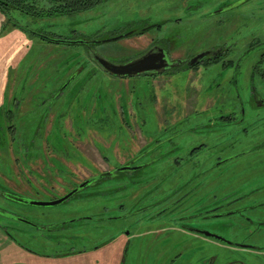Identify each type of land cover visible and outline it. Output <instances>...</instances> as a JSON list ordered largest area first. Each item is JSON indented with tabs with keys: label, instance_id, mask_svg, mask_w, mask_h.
I'll return each instance as SVG.
<instances>
[{
	"label": "rangeland",
	"instance_id": "374dc122",
	"mask_svg": "<svg viewBox=\"0 0 264 264\" xmlns=\"http://www.w3.org/2000/svg\"><path fill=\"white\" fill-rule=\"evenodd\" d=\"M48 1L31 0L30 3L33 2L36 6L34 15L15 9L4 14L0 9V103L3 94L9 99L12 95L29 99V105L25 103L22 107L26 119L20 124L26 128L33 127L18 133V138L26 140V146L33 139L37 141V145H28L31 153L35 152L33 148L39 146L40 141L45 147L50 143L51 147L61 148L60 142L64 139L59 131H65L58 128L63 124L59 118L61 114L70 117L64 121L65 125L74 126V132L66 131L67 141H90L93 151L91 156H95L96 160L94 166L89 167L83 164L70 165L74 170L70 178L65 176L63 166L51 165V169L58 174L41 171L47 178L42 179L40 175V180H37L33 176V181L40 185L39 192L32 186L28 189L22 181H9L12 172L20 168L16 166L15 159L26 156L25 147L14 143L16 139L12 138L13 134L0 127V264H40V252L55 255L72 248L92 247L105 240V215L128 214L132 211L136 212L135 216L131 215L126 220L114 223L124 227L134 223L140 231V241L137 240L138 244L131 251L127 264H151L147 254L153 252L150 243L158 248L160 242H155L154 238L158 240L166 235L171 238L168 255L174 259L182 251L181 246H175L179 234L188 238L201 236L188 233L174 224L166 235L153 233L146 214L155 213L156 209L149 205L161 199L154 191L169 189L177 182L162 180L168 173L174 172L182 173L185 175L182 178L187 177L189 180L181 194L190 192V196L180 209L199 198L198 190H212L213 178L217 179L215 188L219 189L221 203L226 198L223 194L229 188V176L233 167H229L228 162H220L218 157L228 154L230 144L221 143L220 148L226 146V151H223L215 148V143L217 145L221 138L228 141L231 136V128L226 125L234 122L231 114L239 111V103L233 94L241 93L250 102L251 81L245 79L250 70L247 67L257 64L255 74L264 75V67L261 65L264 60V0H103L91 9L51 16L48 14L52 4ZM15 21L19 25H15ZM151 23L163 25L159 28L160 31L141 34L140 28ZM129 28L136 30L128 38L106 41ZM40 32L54 39L63 36L76 42H49L38 36ZM155 39L166 40L173 58H186L214 46H226L227 50L223 57L205 62L189 71L153 78L138 75L128 79L106 74L86 53L85 42L94 40L98 43L95 45L96 52L114 63H121L139 54ZM238 62L241 65L240 72L245 76L240 74L237 88L232 90L234 83L232 78L229 79L231 72H227L226 77L223 73L227 67ZM255 83L259 92L263 93L261 79ZM62 90L64 93L59 96ZM249 102H246V122L254 124L255 130L248 139H255L260 135L259 127L262 126L261 113L258 112L261 109ZM2 109L5 111L6 107L1 108L0 113ZM54 115L57 116L55 120ZM0 116L2 117L1 114ZM1 117L0 124L6 126L8 122ZM53 125L55 129L52 130ZM83 125H88V128H78ZM37 126H40L41 131L39 139L34 138ZM167 129L174 132H166ZM49 132L51 137L47 140ZM174 135H177L174 140L182 147L190 148L204 142L207 148L198 157L172 167L160 160L147 165L145 163L150 159V155H147L136 162L138 169L131 180L125 176L106 179L59 205H32L1 195L2 192L13 189L24 194L19 195L24 200L53 201L68 194L69 187L73 188L96 171L108 168L97 150L103 151L102 143H107L104 153L113 160L112 147L129 150L133 145L130 142H138L134 146L136 150L146 140L165 141ZM238 137L236 139L240 144L244 139ZM68 147L67 153L71 154V145ZM161 151L163 153L164 149L155 152L154 156H159ZM50 161L54 162L52 158ZM121 161L124 162V159ZM37 163V160H32L29 164L36 167ZM258 163L255 161L251 166L255 169L253 171L263 167L262 162ZM45 167L40 168L42 170ZM243 169L241 171L249 172V168ZM192 178L194 179L191 180ZM122 201L125 205L119 208L117 202ZM105 205L109 206V212H105ZM200 205L205 207L207 198ZM228 210L226 207L221 208V212ZM18 217L33 225L19 221ZM164 220L165 218L158 221ZM40 221L55 230L46 228L43 231L46 237H41ZM232 221L233 217L224 216L220 218L221 225L210 230L236 243L251 240L246 229ZM55 223H58L57 227L52 226ZM201 227L208 228L204 225ZM9 233L16 240H11ZM201 239L203 245L210 247L205 248V252L201 254L205 257L216 255V264H228L236 259L237 255L234 254L249 252L245 248L221 241ZM102 252L99 249L93 254L63 257L55 259V262L105 264ZM61 256L63 255H59ZM177 258L181 259L179 255ZM246 264L254 262L246 257Z\"/></svg>",
	"mask_w": 264,
	"mask_h": 264
},
{
	"label": "flooded vegetation",
	"instance_id": "af4514ba",
	"mask_svg": "<svg viewBox=\"0 0 264 264\" xmlns=\"http://www.w3.org/2000/svg\"><path fill=\"white\" fill-rule=\"evenodd\" d=\"M4 13V12H3ZM6 14V13H4ZM15 25H19L18 21H15ZM163 24L161 23H151L148 24L142 28H140L141 34L145 32H153V31H160L159 28ZM161 29V28H160ZM135 28H129L128 30L124 32H119L111 39L118 38L116 40H122L125 38H128L130 35H133ZM40 38L46 39L49 42H58V43H68L71 44L76 41H71L68 38H65L63 36H58L57 39L51 38L48 35L40 32L38 35ZM107 41V40H106ZM109 41V40H108ZM115 41V40H114ZM99 42V41H97ZM103 41H100L102 43ZM79 43V42H78ZM87 45V55L91 58L92 62L95 65H98L96 60L94 59V53H98L95 50L96 41L89 40L88 42H85ZM264 44V42H263ZM163 48L166 53V58L168 59L167 64H170L166 69H164L161 72H147L141 75H145L147 77H157L161 75H169V74H175L180 73L183 71H189L194 68H197L198 66L202 65L205 62H213L221 57L224 56L226 53V46H214L207 50H213L219 52L216 55L209 56L205 59H203L200 63L189 67V57H192L198 53L204 52L200 51L194 55H189L186 58H173L171 56V52L168 46V43L166 40L162 39H155L151 42V44L141 51L139 54L128 58L127 60L121 62V63H127L145 53L150 51L154 48ZM250 48L248 49V51ZM99 54V53H98ZM248 53H246L247 55ZM245 55V56H246ZM102 56V55H101ZM177 61H182L179 63L178 66L173 67L172 64H176ZM241 61V60H240ZM262 67H264V60L262 61ZM99 66V65H98ZM240 62L238 64H235L234 66L227 67L225 69V75L227 72H231V75L229 79H231L234 83V87L232 90H236V86L239 83L240 80V74L243 75V73L240 72ZM100 67V66H99ZM101 68V67H100ZM102 69V68H101ZM249 70V73L243 76H245V79L248 81H251L250 84V102L249 99L247 101L251 103L253 106L259 107L261 110L258 112L261 113V120H262V126L259 128L260 135L256 137L255 139H248L251 135V133H254V124L247 123V106H246V100L241 93H234V97L237 98L239 111L238 113L232 115L231 117H234V122L226 125L227 127H230V135L229 140H220L219 143H215V148L222 149L223 151L226 149V146H222L220 148V144L224 142H228L230 144V151H228V154L224 157L219 156L218 159L220 162H228L229 167H233L232 172L230 174L229 178V188L226 189V193L223 194L224 200L223 203H221L219 189L215 188L217 183V179L213 178L214 182V188L212 190H209L207 192H204V190H198L199 198L194 201L193 203L189 204L187 207L180 209L186 198L190 196V192L182 193V190L186 188L187 182L189 181L186 177L183 179L182 177L185 176L180 172H174V173H168L167 177L163 178L164 181H175L177 182L173 183L169 189L165 190H159L154 191V194L156 196H160L161 199L153 201L151 205H149L150 208H155V213L146 214L149 217L150 228H152L150 231H152L155 234H165L166 232H170L172 230V225H176L180 229H183L184 231L192 234H199L201 238H209L217 241L224 242L226 244L237 246L240 248H245L249 252L247 254L243 253H237L234 255H237L236 259H232L228 264H246V257L253 261L254 264H264V92L261 93L256 87V80L261 79L262 83H260L261 87L264 88V75L259 76L255 74V69H257V64H254L252 67L248 66L247 70ZM103 70V69H102ZM246 70V72H247ZM104 71V70H103ZM106 74L112 75L109 72L104 71ZM264 74V73H263ZM114 76V75H112ZM72 77V76H70ZM117 77V76H116ZM133 77V76H132ZM121 78V77H119ZM128 77H122V79H128ZM246 82V81H245ZM255 83V84H254ZM264 91V90H263ZM64 91L59 94L63 95ZM232 95V96H233ZM28 101V102H27ZM29 105V99L24 97L23 99H20L16 97L15 95H12V97L6 98V95H2L1 97V103H0V109L3 107H6V110H1L2 119H5L6 126L0 124V127H4L6 132L12 133V138L16 141L14 143H17L19 145L23 144L25 147V157L17 158L15 159L16 166H19L20 168L15 169V172L13 171L12 174L9 177V181L16 179L15 181L19 180L22 181L24 184H26L28 187L32 186V188L39 192L40 185L35 183L33 181V176L37 178V180H40V175L43 178H47V175L45 173H42L41 171L46 172V174H58L57 171H53L51 169V165L59 164L61 167L63 166V170L65 171V176L70 178V176L73 175L74 170L71 168L70 165H76V164H83L85 166H94V162L96 160L95 156L93 155L92 151V144L90 141H81V140H75V141H67V138L65 137V134L68 132H74V126L73 125H65L66 118H70L68 116H64L60 114V120L63 121V124L59 125L58 128L61 130H65L64 132L59 131L62 133L61 137L64 139L60 143L61 148L56 149V147H51L50 143L48 146H44V144L40 141L38 143L39 146L33 148L35 152L31 153L30 147L28 145H37V141L34 139L28 142V145L26 146V140H22L18 138V133H23L24 131L28 130V127L33 126H26L21 125L20 123L22 120L26 119V114H24V111L22 107L24 104ZM27 112V111H25ZM54 115V120H55ZM247 123V124H246ZM223 126V127H226ZM45 127V126H44ZM43 127V128H44ZM52 130L55 129V126H52ZM46 128V127H45ZM78 128L85 129L88 128V125L79 126ZM258 128V129H259ZM51 130V131H52ZM171 131V132H170ZM166 132L173 133L171 129H167ZM40 126H37V130L35 132L34 138H40ZM44 133V130L42 131V135ZM60 133L58 134V137H60ZM179 133V132H178ZM236 136H239V138H243L244 140L242 143L239 144L238 140L236 139ZM49 137H51V133L49 132L46 135V139L49 140ZM177 137V135H174L170 137V139H167L165 141L161 140H146L145 144L141 147H138L135 149V144L137 145L138 142H130L129 144H133L131 146V149L124 150L123 147H112V154H113V160L110 158L106 153H104L105 147H108L107 143L104 142L103 151L99 150L96 145L94 147L97 148V150L101 153V158L103 162L108 166V168L100 171L95 172L92 175H89L85 179H83L82 182L79 184H76L75 187L70 188L69 187V193L70 194L73 190L78 189V191L73 194V196H77L82 190L87 189L88 187L92 185H96L101 183L102 181L106 179L111 178H118V177H127L129 180L133 178L136 175V170L138 167H136V162H139L140 160H143L146 158L147 155H150V159L148 162H143L147 165L155 164L156 161H165V163H168L169 167H172L173 165H182L184 164V161H187L190 158H195L199 156V153L207 148L204 145V142H201L197 145H194L190 148L182 147L174 140V138ZM228 138V137H227ZM226 138V139H227ZM219 141V140H218ZM231 141V142H230ZM241 141V140H240ZM13 143V141H11ZM42 144V145H41ZM101 144V143H100ZM69 145H71L72 153L68 154L67 149H69ZM22 146V145H21ZM164 149L163 153L161 151L160 155L154 156L158 150ZM228 148V147H227ZM189 149V150H187ZM237 149H240L237 151ZM226 151V150H225ZM230 152V153H229ZM48 154V155H47ZM138 154V155H137ZM50 158L54 160L50 161ZM124 159V162L121 160ZM20 159V160H19ZM37 160V165L31 166L30 161ZM40 161V162H39ZM257 161L258 164H261L262 162L263 167L253 171L255 169H252V165L254 162ZM116 162V163H112ZM245 163V164H244ZM113 165V167H109V165ZM39 165V166H38ZM42 166H46L44 169L41 170ZM39 167V168H38ZM41 167V168H40ZM244 168V169H243ZM246 168H249V172L247 171H241L246 170ZM12 169V168H11ZM92 170V169H91ZM173 176H176L174 178ZM200 179V177H196V179ZM66 180V178H64ZM192 178L191 180H193ZM206 180V179H204ZM181 181V182H180ZM87 183L86 186L81 187L82 184ZM207 185V184H206ZM245 185V186H244ZM247 185V186H246ZM30 189V187L28 188ZM32 189V190H33ZM120 190V188H118ZM195 190V188H193ZM31 191V190H30ZM2 192V191H1ZM115 192V191H114ZM192 192V190H191ZM66 194V195H68ZM3 197L10 198L13 200H17V198H20L19 195H24L16 190L11 191H4L1 193ZM64 195V196H66ZM197 195L194 194V196ZM62 196V197H64ZM133 198H135V192L133 191ZM60 197V198H62ZM70 197V198H71ZM57 198V199H60ZM69 198V199H70ZM176 198V199H173ZM207 198V205L203 207V205H200V203H203V201ZM55 199V200H57ZM138 203V202H137ZM118 207L121 208L125 205V202L122 201L117 202ZM135 204V203H134ZM162 207V208H161ZM229 208L227 212H221V208ZM147 209V207H144V209ZM109 206L105 205V212H109ZM5 213L4 211H2ZM136 212L132 211L128 214H107L105 215V221L107 224L104 227V234H105V240L102 241L99 244H95L92 247L85 248V249H70L68 252L62 253V254H46L40 252V264H51L52 261L56 264L55 259H60L63 257H69V256H80L83 254H93L97 250H102V256L105 264H127L129 260V256L132 250L135 249V245L138 244L137 240L140 241L139 233L140 231L137 230V227L134 223H131L128 227L115 225L114 223L119 222L120 220H126V217L134 215ZM228 214V215H227ZM164 215V216H163ZM224 216H231L233 217L234 224H239L240 226H243L246 231L248 232L251 240H246L242 242H232L228 240L227 238L221 236L219 233L213 231L210 228H216L221 225L220 218ZM147 217V218H148ZM86 219H93V217H82ZM165 218L164 221H158L160 219ZM172 218V219H171ZM19 221V217L17 218ZM41 219V217H40ZM195 219V220H194ZM75 219H73L74 221ZM232 221V222H233ZM23 222V221H21ZM201 225L208 226L207 229H204L201 227ZM53 227H57L58 223H55L52 225ZM46 228L50 231L55 230V228L47 227L46 225L42 224L40 221V236L46 237V234L43 232L46 230ZM136 228V229H133ZM171 229V230H170ZM111 230V233H109ZM170 230V231H169ZM8 231V230H7ZM203 232H209L215 235H219L222 238L220 239L216 238L214 236H208L204 234ZM48 236V235H47ZM9 237L11 240H16L12 235ZM199 237H184L182 234H179L176 238L175 246L179 247L181 246L182 251L179 254H176V257L172 259L168 255L167 249L169 246V250L171 249L169 243V238L167 235L160 237L158 240L154 238L155 242H160L158 244V248H156V245L154 243H150V245L153 248V252L147 253L149 256V261H151V264H216L217 258L216 255H209V257H205V255H202L203 252H205V248H210L209 246L203 245L202 240ZM208 242V241H207ZM20 245V244H19ZM191 245V247H190ZM21 246V245H20ZM25 250L36 254L35 252L30 251L28 248L21 246ZM198 250L201 252L198 253ZM208 251V249H207ZM115 252V253H113ZM202 253V254H201ZM171 255V253H169ZM201 254V255H200ZM59 255H63L59 257ZM181 258L180 260H177V256ZM115 256V257H114ZM149 261H146L147 263ZM179 261V262H178ZM47 262V263H46Z\"/></svg>",
	"mask_w": 264,
	"mask_h": 264
},
{
	"label": "water",
	"instance_id": "95a60500",
	"mask_svg": "<svg viewBox=\"0 0 264 264\" xmlns=\"http://www.w3.org/2000/svg\"><path fill=\"white\" fill-rule=\"evenodd\" d=\"M118 38H113L109 39L111 40H116ZM108 41V40H107ZM218 51H213V50H207L201 53H198L192 57H189V67H192L198 63H200L203 59L216 55ZM95 55L93 56L98 65L106 72H109L110 74L117 76V77H132V76H138L147 72H161L164 69H166L170 64H167L168 59L166 58V53L163 48H154L148 51L147 53L127 62V63H114L104 56H101L98 53H94ZM182 61H177L176 64H172L173 67H176L181 63ZM87 183H84L81 185V187L86 186ZM78 191V189L73 190L70 194L57 199L53 201H38V200H24L21 198H17V200L24 201L25 203H30L32 205H38V206H54V205H59L63 203L64 201L68 200L73 194H75ZM21 221L32 224V222L27 221L25 219H20ZM204 234L208 236H214L216 238L220 239H225L222 238L219 235H215L209 232H203Z\"/></svg>",
	"mask_w": 264,
	"mask_h": 264
},
{
	"label": "trees",
	"instance_id": "16d2710c",
	"mask_svg": "<svg viewBox=\"0 0 264 264\" xmlns=\"http://www.w3.org/2000/svg\"><path fill=\"white\" fill-rule=\"evenodd\" d=\"M31 0H0V9L4 13L15 9L25 14L34 15L35 4ZM103 0H49L51 8L48 15L72 14L78 11L91 9Z\"/></svg>",
	"mask_w": 264,
	"mask_h": 264
}]
</instances>
